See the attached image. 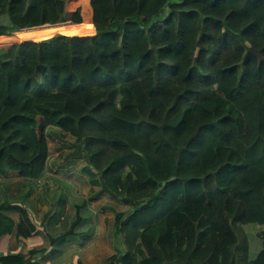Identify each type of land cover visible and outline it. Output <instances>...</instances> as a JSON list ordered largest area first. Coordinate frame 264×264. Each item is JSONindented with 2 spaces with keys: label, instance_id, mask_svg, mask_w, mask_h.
Returning a JSON list of instances; mask_svg holds the SVG:
<instances>
[{
  "label": "trees",
  "instance_id": "1",
  "mask_svg": "<svg viewBox=\"0 0 264 264\" xmlns=\"http://www.w3.org/2000/svg\"><path fill=\"white\" fill-rule=\"evenodd\" d=\"M66 1L0 0V38L82 24ZM90 7L96 34L82 48L66 36L0 48V264H264V0ZM55 100L66 105L47 119L38 107ZM199 108L209 122H191ZM77 122L141 151L156 192L112 190L118 161L96 169ZM172 187V204L137 226L142 254L124 251L121 225L153 216Z\"/></svg>",
  "mask_w": 264,
  "mask_h": 264
},
{
  "label": "rangeland",
  "instance_id": "2",
  "mask_svg": "<svg viewBox=\"0 0 264 264\" xmlns=\"http://www.w3.org/2000/svg\"><path fill=\"white\" fill-rule=\"evenodd\" d=\"M156 1L158 0H154V2ZM66 5L69 10H75L76 8L81 7V1L67 0ZM95 33L96 30L91 36H89L82 43L80 42L79 39H77L78 44L81 47L84 46L83 44H86L88 39L91 38ZM192 96L197 97L195 95ZM209 98L210 96H200L197 97V102H199L202 99H209ZM49 105L64 106L66 105V102L55 100L46 103H41L38 109L41 113H43V115H45V117H47V119H49V117L44 112V110ZM210 120H211V115L206 111H204L202 108H199V110L196 111V113L191 118V122L197 123V125L199 122L205 123V122H209ZM51 121L54 120L51 119ZM240 122H242L241 118H240ZM76 127L78 131H81L82 134L85 135L86 137L87 149L92 155V162L96 169H98L99 165H103L104 167H106L112 160L118 161V163L115 164V166L113 167L110 173L111 175L112 173H114L115 179L118 181L117 184L118 188L115 189L111 185H109L110 188L116 191L118 195H126L125 192L134 193L136 199L139 200L141 198H148L156 192L157 186H155V184H153L152 181L149 179L146 165L142 160V158L140 157L143 156L145 158L144 154L141 151H138L136 153L137 155H135L123 144L117 142H113V143L109 142L105 134L97 133L92 131L91 129H87L83 127L80 124V122L76 123ZM205 134L206 135H203V138L205 139L206 142L209 140V138L218 135L217 130L214 128H211L210 130L206 131ZM200 138L201 137H199L198 139L200 140ZM149 140L151 141L150 138ZM154 143L157 144L156 136H154ZM196 144L197 143H195V146ZM195 146H192L191 148L195 149ZM148 153L152 158L157 159L159 161L158 152L153 150L151 144H150V149H148ZM200 153L205 158H207L209 155L207 149L203 147H200ZM43 156L44 155H42V157ZM8 167L11 169H17V166L13 162H9ZM38 169H39V164L35 163L33 166L24 169V171H26L28 174L31 175L35 173ZM98 170H103V169H98ZM233 171L234 168L228 167L220 172V174L218 175V181L221 186L224 185V182L227 180V178L231 175ZM171 189H173L171 195L167 194L168 190L166 191V197L163 203L153 204V206H155V208H157L158 210L153 216L149 215L150 210L148 209L137 210L131 215V217L125 222V224L121 225L122 234L125 235V240L123 241L124 251L132 252L138 255L142 254V250L139 243V234L136 231L137 226L138 224L142 223L145 220L146 222H151L152 220L158 218L160 216V213H162V211L164 210L160 206L166 203L167 205L172 204L174 200V196L176 195L177 191L174 189V187H172ZM247 222H261V221H247ZM162 227H163V222L161 223V225L153 229H149L148 231H146V233L150 232L152 235H157L162 231L161 229ZM60 264H73V261L69 258H66Z\"/></svg>",
  "mask_w": 264,
  "mask_h": 264
},
{
  "label": "bare ground",
  "instance_id": "3",
  "mask_svg": "<svg viewBox=\"0 0 264 264\" xmlns=\"http://www.w3.org/2000/svg\"><path fill=\"white\" fill-rule=\"evenodd\" d=\"M83 23L75 25L71 23L57 25V26H44L22 33H16L11 37L0 38V48L12 49L15 45L24 42H41L43 40L66 36L76 37L82 43L89 36H91L95 28L93 26V11L90 7V0H80Z\"/></svg>",
  "mask_w": 264,
  "mask_h": 264
},
{
  "label": "crops",
  "instance_id": "4",
  "mask_svg": "<svg viewBox=\"0 0 264 264\" xmlns=\"http://www.w3.org/2000/svg\"><path fill=\"white\" fill-rule=\"evenodd\" d=\"M172 2H179L180 0H171ZM219 8H222V4L219 5ZM70 11H74V10H70Z\"/></svg>",
  "mask_w": 264,
  "mask_h": 264
},
{
  "label": "water",
  "instance_id": "5",
  "mask_svg": "<svg viewBox=\"0 0 264 264\" xmlns=\"http://www.w3.org/2000/svg\"><path fill=\"white\" fill-rule=\"evenodd\" d=\"M95 34H96V33H95ZM95 34H94V35H95ZM83 45H85V44H83ZM80 47H81V46H80ZM82 47H84V46H82ZM82 47H81V48H82Z\"/></svg>",
  "mask_w": 264,
  "mask_h": 264
}]
</instances>
